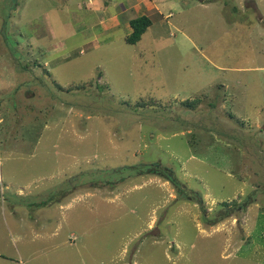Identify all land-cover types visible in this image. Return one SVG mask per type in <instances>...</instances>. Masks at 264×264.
I'll use <instances>...</instances> for the list:
<instances>
[{"label": "rangeland", "instance_id": "rangeland-1", "mask_svg": "<svg viewBox=\"0 0 264 264\" xmlns=\"http://www.w3.org/2000/svg\"><path fill=\"white\" fill-rule=\"evenodd\" d=\"M169 1L0 0V264H264V0Z\"/></svg>", "mask_w": 264, "mask_h": 264}, {"label": "trees", "instance_id": "trees-1", "mask_svg": "<svg viewBox=\"0 0 264 264\" xmlns=\"http://www.w3.org/2000/svg\"><path fill=\"white\" fill-rule=\"evenodd\" d=\"M151 25H152V21L147 16H141L131 20L130 28L132 32L129 36L126 37L125 42L130 45L139 43L144 33ZM77 89H83V88H77ZM198 103H199V99L193 101L188 100L181 102V104L184 107H188L190 109H194L195 105H197ZM144 105H145L144 103L142 104L139 103L137 106H144ZM140 173L159 176L170 182L177 191L179 197H181L182 199L186 201L194 202L195 204H199V205L203 204V200L199 193L188 190L186 186L178 179L173 169L161 165L160 162L148 167L146 170L141 171ZM245 203L249 204V202H243L242 204L237 205L236 203L232 202L230 204L231 207L230 209H225L217 213L216 219L211 222V225H217L218 223L226 220L228 217L231 216L232 213L237 212L240 207H243Z\"/></svg>", "mask_w": 264, "mask_h": 264}, {"label": "crops", "instance_id": "crops-1", "mask_svg": "<svg viewBox=\"0 0 264 264\" xmlns=\"http://www.w3.org/2000/svg\"><path fill=\"white\" fill-rule=\"evenodd\" d=\"M134 1L136 3L132 6V9H134L135 12H141L142 10H145L146 6L150 5L151 6L150 10H153L152 12L156 11L154 15L163 16L164 12L167 11V14L165 15V19L168 20L169 18L173 17V13L171 9H169L171 8L172 1L169 0H134ZM124 10L126 9L125 8L123 9V13L125 12ZM138 16L139 17L147 16L150 18V15L147 14V11ZM131 20H133V18L128 19L129 24ZM105 24L108 29L114 30L115 28H118L121 25L120 15L111 16L110 18L108 17L105 21Z\"/></svg>", "mask_w": 264, "mask_h": 264}]
</instances>
